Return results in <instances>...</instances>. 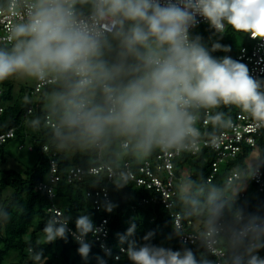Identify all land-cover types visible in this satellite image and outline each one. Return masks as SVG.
Wrapping results in <instances>:
<instances>
[{"label": "clouds", "instance_id": "clouds-1", "mask_svg": "<svg viewBox=\"0 0 264 264\" xmlns=\"http://www.w3.org/2000/svg\"><path fill=\"white\" fill-rule=\"evenodd\" d=\"M24 4L26 15L8 27V43L0 46V82L15 76L57 82L47 108L58 147L105 148L120 138L124 147L144 155L155 147L183 150L194 147L192 138L200 135L195 124L201 110L211 124L225 123L224 113L211 111L222 105L235 106L264 125V81L250 76L246 64L211 54L230 51L229 46L214 43L209 50L190 31L199 16L218 33L230 27L264 41V0H4L0 12L11 15ZM112 52L115 58H106ZM25 101L30 102L28 97ZM29 123L38 129L41 118ZM112 208L108 204L106 211ZM9 218L0 207V222ZM70 219L51 215L42 229L44 239L51 243L71 234L86 259L88 234L98 237L104 229L81 214L73 232ZM134 231L133 224L126 234H117L121 244L127 243L120 251L132 264H201L188 248L138 244L129 239ZM261 234L264 226L258 224L241 230L238 245L243 251L234 264H264ZM29 251L34 261L42 260V250Z\"/></svg>", "mask_w": 264, "mask_h": 264}, {"label": "trees", "instance_id": "trees-1", "mask_svg": "<svg viewBox=\"0 0 264 264\" xmlns=\"http://www.w3.org/2000/svg\"><path fill=\"white\" fill-rule=\"evenodd\" d=\"M3 3L4 0H0V5ZM197 32L193 36H201L205 45L220 43L230 47V51L227 52L223 50L211 52L214 57L220 55L221 57L230 56L234 59L237 49L247 41V34L236 33L230 27H226L223 33H218L209 27L200 28ZM113 43L115 44V41ZM106 58L114 59L115 52L106 54ZM260 80L264 81V76ZM0 88V106L3 109L0 113V133L9 127H16L14 137L0 146V163L6 162L5 146L10 141L17 142V149L25 151L29 155L25 156V162L18 159L11 168H0V207L5 208L10 216L7 222H0V264H100L97 257L106 261V264H132L125 253L118 260L114 259V255L119 252L121 246L127 247L126 242L121 244L117 234H126L133 224L135 231L129 239L135 240L138 244L149 243L179 250L177 239L180 231L175 227L174 221L170 217L171 211L180 213L182 223L188 231L194 230V226L187 225L188 221L199 223V227L202 228L216 224L220 219L219 213L223 214L226 229H231L235 225L234 217L237 213H241L246 222L257 221L264 216V196H259L256 193L258 198H255V194L252 195L247 190L244 198L237 201L234 196V187L238 182L235 181L230 186L225 185L226 172L231 168L239 170L260 168L264 170V130H262L260 137H257L256 147L243 146L235 158L220 166L219 171L210 182L206 181L209 172H211L213 160L210 149L204 148L194 156L183 153L181 157L177 158L173 166L175 174L179 175L180 172L187 171L184 181L188 190L177 189L178 194L171 203L172 208H165L160 202L149 201L139 204L141 199L151 197L155 199L158 194L153 189L136 186L128 179H118L109 184L104 170L97 174L84 173L79 175V179H73L71 182H66L62 178L55 185L53 202L60 208L64 216L71 217L69 226L73 231L76 230L75 219L81 214L90 215L94 224L107 217L108 237L105 243L108 249H111L112 255H106L99 243L88 237L89 234L86 239L91 242V249L86 259L78 253L79 244L70 234L67 236V240L57 238L54 242L49 243L45 241L42 229L53 214L47 211V206L50 203L46 195L36 188L39 182L48 180L49 175V164L46 153L42 151V146L45 145L50 151L56 152L59 170L70 166L87 168L97 164L95 161L97 147H81L75 144H68L64 147L57 146L58 142L51 134V127L44 121V116L48 114L47 96L53 90L58 89L57 82L44 87L40 94L39 105L26 117L22 115L26 112L30 102H26L25 97H28V90L32 86L27 90L21 88L15 92L13 82L5 80L0 82ZM217 111L224 113L225 123L213 125L209 122L208 136L226 129L228 122L234 119L238 113H242L235 106L223 105L219 109H213L212 113L215 114ZM36 117L41 118V125L38 129H33L29 122ZM50 117L54 120V117L51 115ZM121 141L120 138H113L101 154L103 161L114 169H118L124 160L132 162L136 167L144 158L152 157L160 149V147H155L149 154L144 155L133 151L130 147L122 148ZM253 150H256L257 158L249 161ZM21 164H23L22 167H20ZM46 175L47 179L45 180ZM103 186H107L112 197L111 212L106 211L107 204L102 200L100 209H94L92 207L93 198L87 195L88 191L94 193ZM2 190H6L5 195L1 194ZM191 199L197 200L198 204L193 205ZM149 233L153 235L145 240L144 237ZM259 240L264 241V234L259 236ZM231 243L237 242H228L223 238L219 242V245L229 255L228 257L243 251L238 243L236 248L230 247ZM184 248L190 249L201 264L206 263L207 253L203 242L196 241L194 244L185 245ZM29 249L42 250V260L34 261ZM9 252H14L15 259L5 262ZM259 255L264 257V249L259 251Z\"/></svg>", "mask_w": 264, "mask_h": 264}, {"label": "built area", "instance_id": "built-area-1", "mask_svg": "<svg viewBox=\"0 0 264 264\" xmlns=\"http://www.w3.org/2000/svg\"><path fill=\"white\" fill-rule=\"evenodd\" d=\"M83 13L87 16L88 8L84 6L82 8ZM27 12V5L11 15L7 12H0V46L7 44L6 40L7 29L13 23L24 18ZM199 21L197 26L192 28L191 34L194 35L196 30L202 26L213 29L209 23L203 17H197ZM215 31V29H213ZM247 41L241 45L235 53V60H238L247 65L249 74L254 79L260 80L264 76V41L259 39H252L246 35ZM211 50L212 45H206ZM261 81V80H260ZM56 83L55 80H47L44 82L35 81L32 88L28 90V97L30 104L26 108V112L22 115L30 114L40 102V94L44 87L49 84ZM1 93V88H0ZM0 106V113L2 112ZM212 111V110H211ZM48 116L46 125L51 128L55 127L54 120ZM45 115V116H46ZM44 116V121H45ZM208 125L209 121L205 112L201 110L199 113V119L197 120L195 127L199 129L200 135L194 137V147L189 145L183 150L164 149L160 148L150 158H144L136 167L133 163L124 160L118 169H114L109 164L103 161L101 154L104 148L97 147V156L95 161L97 164L82 168L80 166H70L64 170H59L57 163V155L55 151H50L45 145L42 146V151L46 153L48 164H49V175L48 180L39 182L36 188L46 195L50 205L47 206V211L52 214H62L60 208L53 202L55 198V185L63 178L66 182H71L73 179H79V175L84 173L97 174L104 170L106 172L107 183H113L118 179H128L133 182L136 186H142L146 189H153L156 198L141 199L139 204L151 202H160L165 208H172L173 199L177 196V189L186 191L188 186L185 184L184 177L186 172L182 171L179 175L175 174L174 162L177 158L181 157L183 153L197 155L204 148L210 149L213 154V160L211 162V172L206 178L207 182L213 178V176L219 171L220 166L225 164L228 160L235 158L238 153L241 152L243 146L248 148H255L257 137H260V133L264 130V125H260L253 121L247 114L238 113L236 117L230 120L227 124L226 129H223L212 136H208ZM16 127H9L6 131L0 133V146L5 143L8 139L14 137ZM123 148L122 141L120 142ZM264 170L260 168H246V169H230L225 175V185L230 186L232 183L237 181V185L234 187L235 200L240 201L244 198L247 190V184H252L254 189L259 196H264ZM87 195L92 196V207L96 210L100 209V202L112 205V197L110 196L107 186H103L100 190L94 191V193L87 192ZM63 215V214H62ZM170 217L174 221L175 227L180 231L178 234V247L183 249L187 244H194L196 241H201L205 245V252L207 253L205 264H234L235 257L238 253L230 254L231 257L225 251V249L219 245L220 240L223 238L228 242H237L238 237L242 229L250 227L252 225L264 226V216L257 221L246 222L244 216L241 213L235 214V225L231 229H226L224 225L223 214L219 213L220 219L216 224L205 226L200 228L199 223H193L188 221L187 225L194 226V230L188 231L185 229L181 215L177 211H171ZM108 218H102L98 223H95V227H101L104 229L99 236H93L89 233L90 238H93L101 245L106 248L105 240L108 237L107 229ZM68 227L70 228L69 224ZM71 229V228H70ZM72 230V229H71ZM73 231V230H72ZM75 232V231H73ZM71 235V234H70ZM123 247V246H121ZM119 252L114 255V259L118 256L119 259L122 257L124 252ZM125 248V247H124ZM170 248V247H167ZM232 259V260H231Z\"/></svg>", "mask_w": 264, "mask_h": 264}, {"label": "rangeland", "instance_id": "rangeland-1", "mask_svg": "<svg viewBox=\"0 0 264 264\" xmlns=\"http://www.w3.org/2000/svg\"><path fill=\"white\" fill-rule=\"evenodd\" d=\"M200 28H204V26H202ZM200 28H198L196 30V32L197 31L199 32ZM202 42L204 43V41H202ZM216 58H222V57L220 55H218V56H216ZM7 80H11L13 82L15 92H18V90L21 89V88H24L25 90H27V88L33 86V84L35 82L34 80H31V79L23 77V76H15V77L7 79ZM46 103H47V101H46ZM16 146H17V142H14V141H10L5 146L6 162L3 163V164L0 163V168L1 169H7L9 167L11 168L12 166H14L15 162L18 161V159H21V162H25L26 161L25 156H29V155L25 151H19ZM256 158H257L256 157V150H253L252 154L249 156V161L250 160H254ZM22 166H23V164L20 165V167H22ZM46 179H47V175H46L45 180ZM253 189H254V186L252 184H250L249 188H248V191H250L252 193V195L255 194L254 195V196H256L255 198H258V195L256 194V192ZM5 191L6 190H2L1 194L5 195V193H6ZM0 201H1V197H0ZM236 246H237V243H233V244L231 243L230 244V247H232V248H236ZM14 259H15L14 252H9V254L5 258V262H7L8 260L12 261Z\"/></svg>", "mask_w": 264, "mask_h": 264}]
</instances>
